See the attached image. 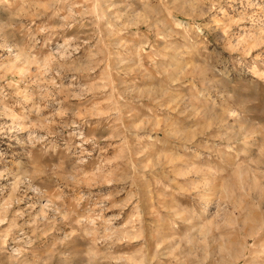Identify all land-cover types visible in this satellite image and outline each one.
Returning a JSON list of instances; mask_svg holds the SVG:
<instances>
[{
    "label": "rangeland",
    "instance_id": "374dc122",
    "mask_svg": "<svg viewBox=\"0 0 264 264\" xmlns=\"http://www.w3.org/2000/svg\"><path fill=\"white\" fill-rule=\"evenodd\" d=\"M0 264H264V0H0Z\"/></svg>",
    "mask_w": 264,
    "mask_h": 264
}]
</instances>
